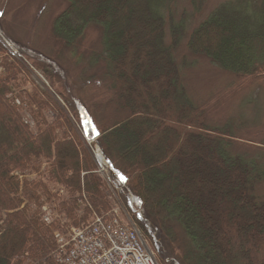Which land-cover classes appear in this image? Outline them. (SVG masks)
I'll list each match as a JSON object with an SVG mask.
<instances>
[{"label":"trees","instance_id":"1","mask_svg":"<svg viewBox=\"0 0 264 264\" xmlns=\"http://www.w3.org/2000/svg\"><path fill=\"white\" fill-rule=\"evenodd\" d=\"M63 1L52 25L57 56L75 51L79 61L88 28L104 33L110 69L98 81L114 101L98 108L104 119L95 113L92 126L78 127L96 134L99 158L116 165L113 180L126 182L127 211L150 247L147 220L177 264H264V197L254 193L264 169L230 151L240 129L233 120L207 125L187 95L174 57L183 27L171 23V43L165 38L175 0ZM188 49L237 78L263 77L264 0H225ZM10 56L0 76V264H57L55 235L106 214L111 201L58 100L69 103L65 90L34 86L29 67ZM40 67L54 84L49 66ZM44 207L59 216L51 224Z\"/></svg>","mask_w":264,"mask_h":264},{"label":"rangeland","instance_id":"2","mask_svg":"<svg viewBox=\"0 0 264 264\" xmlns=\"http://www.w3.org/2000/svg\"><path fill=\"white\" fill-rule=\"evenodd\" d=\"M201 1L203 3L194 4L191 0H175L171 5L168 3L164 14L167 44L171 43V23L182 26L184 30L179 46L174 51L181 83L191 101L203 110L207 125L219 128L228 120H233L240 127L235 132L236 140L230 146V151L245 156V160L254 161L264 169V76L237 78L221 70L206 56L195 55L188 49L191 34L225 0ZM197 6L201 8L196 10ZM65 7L63 0H0V42L6 47V51L0 52V76L4 73L5 62H11L10 55H14L29 67L32 74L28 75L34 86L38 85L40 88L41 84H46L54 90H65L64 95L69 103L63 101V105H67L70 119L77 126L81 138L82 129L78 126H92L91 115L97 113L99 107L107 109L114 101V96L113 88L102 81L110 69L103 32L93 27L88 28L79 61L76 60L78 53L75 51L66 50L61 57L57 56L60 48L54 41L52 25ZM25 51L32 55H26ZM47 65L54 75V84L39 69L40 66ZM40 73H43L44 79L38 75ZM98 78L102 80L98 81ZM27 88L30 87H24ZM97 115L99 119H104L106 113ZM82 141L93 156L94 145L91 147L85 137H82ZM100 172L105 178V173ZM106 188L112 191L104 188L107 194L110 193L111 198H108L117 206L115 208L119 209L124 221L127 217L132 218L123 208L124 198L112 188ZM126 189L127 186L124 185V197ZM254 190L258 198H263L264 180ZM125 207L127 209L126 205ZM58 217L53 215V220ZM145 224L148 225L147 230L157 249L151 247L159 263L177 264L175 258L168 255L164 239L151 220H147Z\"/></svg>","mask_w":264,"mask_h":264},{"label":"built area","instance_id":"3","mask_svg":"<svg viewBox=\"0 0 264 264\" xmlns=\"http://www.w3.org/2000/svg\"><path fill=\"white\" fill-rule=\"evenodd\" d=\"M60 264H158L138 227L118 216L96 218L84 229H72L67 242L59 241Z\"/></svg>","mask_w":264,"mask_h":264}]
</instances>
